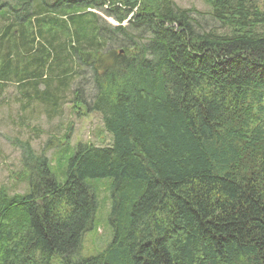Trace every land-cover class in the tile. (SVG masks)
<instances>
[{"label":"trees","instance_id":"obj_1","mask_svg":"<svg viewBox=\"0 0 264 264\" xmlns=\"http://www.w3.org/2000/svg\"><path fill=\"white\" fill-rule=\"evenodd\" d=\"M205 1L218 31L174 0H0V94L55 111L89 75L73 108L112 138L79 145L63 183L24 145L0 264H264V0ZM105 179L112 239L81 257Z\"/></svg>","mask_w":264,"mask_h":264},{"label":"rangeland","instance_id":"obj_2","mask_svg":"<svg viewBox=\"0 0 264 264\" xmlns=\"http://www.w3.org/2000/svg\"><path fill=\"white\" fill-rule=\"evenodd\" d=\"M174 2L182 9H196L201 14L197 20L204 28L219 30L220 26L211 18L205 0ZM100 16L110 24L118 25L113 19L103 14ZM89 77L85 75L84 81L81 78L76 80L71 91L66 93V99L58 101L59 106L55 111L38 102L24 100L15 84L5 87V91L0 94V189L6 190L11 196L27 192L28 172L23 158V147L26 143L30 144L35 154L48 158L53 174L60 183L65 181L68 158L79 145L106 147L111 143V135L105 130L98 113L85 115L81 108L79 114L73 108V92L76 89H85ZM89 182L98 200V210L92 227L83 237L81 257L98 255L112 239L109 225L112 207L111 180ZM53 264H63L61 257L56 255Z\"/></svg>","mask_w":264,"mask_h":264}]
</instances>
